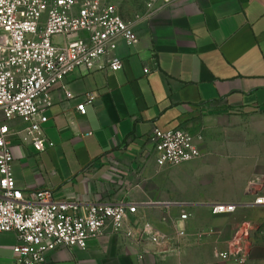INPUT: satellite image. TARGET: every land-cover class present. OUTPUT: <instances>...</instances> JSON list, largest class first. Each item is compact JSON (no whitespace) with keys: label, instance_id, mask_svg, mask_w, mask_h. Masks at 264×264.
<instances>
[{"label":"crops","instance_id":"obj_1","mask_svg":"<svg viewBox=\"0 0 264 264\" xmlns=\"http://www.w3.org/2000/svg\"><path fill=\"white\" fill-rule=\"evenodd\" d=\"M139 11L145 15L147 3ZM116 54L120 69L74 72L66 90L53 89L43 109L52 148L39 152L16 135L8 141L20 188L48 189L55 200L77 201L82 209L137 206L129 222L133 237L107 227L86 249L52 251L50 264H237L216 253L255 244L250 227L264 209L211 212L212 203L254 200L245 195L252 166L225 161L214 137L224 119L264 114V0H171L140 22L137 40L121 39ZM91 92L97 98L83 114L77 107ZM7 122L12 129L26 125L20 118ZM181 127L205 135L201 156L158 165L153 129ZM185 212L191 215L181 221ZM145 224L170 236L186 227L187 236L155 243L140 237L137 228ZM17 243V232L0 233V264H12ZM173 244L184 248L167 251Z\"/></svg>","mask_w":264,"mask_h":264},{"label":"built area","instance_id":"obj_2","mask_svg":"<svg viewBox=\"0 0 264 264\" xmlns=\"http://www.w3.org/2000/svg\"><path fill=\"white\" fill-rule=\"evenodd\" d=\"M171 0H148L145 15L125 18L111 0H0V233L15 231L12 264H50V253L61 247L86 249L89 241L110 227L112 234H135L129 227L137 206L127 203H96L82 209L77 201L55 200L48 189L20 188L13 173L14 155L8 141L16 135L24 144L43 152L54 146L44 131L48 121L43 109L51 105V92L66 90L65 78L123 66L116 54L119 41L138 38V26ZM148 72L149 69L146 68ZM67 96L71 95L67 92ZM78 111L85 114L97 94L85 95ZM20 118L26 124L12 129L7 121ZM200 135L185 128L163 131L154 128L150 140L160 166L180 165L201 156ZM264 206V195L252 203L217 202L211 212L230 214L240 206ZM190 213H183L185 221ZM129 228V229H128ZM155 243L176 242L187 236L177 227L175 236L145 224L137 228ZM176 244L169 252H181ZM229 251L218 255L230 256Z\"/></svg>","mask_w":264,"mask_h":264},{"label":"rangeland","instance_id":"obj_3","mask_svg":"<svg viewBox=\"0 0 264 264\" xmlns=\"http://www.w3.org/2000/svg\"><path fill=\"white\" fill-rule=\"evenodd\" d=\"M116 3L121 13L126 18L136 16L140 11L144 10L147 0H111ZM130 3V4H128ZM131 5H137L135 10ZM222 132L214 137L217 148L221 151V157L230 163L242 162L252 166L249 174L250 177L246 183L247 199H254L257 195H264V114H250L245 116H237L231 119H224L221 122ZM200 141H205V135H200ZM254 167V168H253ZM234 172L230 171L231 176ZM254 200H247L252 203ZM244 203V202H240ZM253 208V207H252ZM249 208V209H252ZM254 209V208H253ZM264 206H259V210ZM250 235L256 238V243L246 247L240 242L223 251H229L231 254L228 258H222L218 253L216 255L221 259H227L237 264H246L250 259L252 264H263L264 249L261 241L264 236V215L261 214L250 227ZM242 237L239 236V238Z\"/></svg>","mask_w":264,"mask_h":264}]
</instances>
